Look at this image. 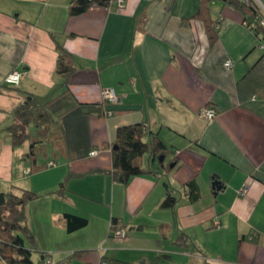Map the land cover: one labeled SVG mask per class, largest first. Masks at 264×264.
Returning <instances> with one entry per match:
<instances>
[{
    "label": "crops",
    "instance_id": "1",
    "mask_svg": "<svg viewBox=\"0 0 264 264\" xmlns=\"http://www.w3.org/2000/svg\"><path fill=\"white\" fill-rule=\"evenodd\" d=\"M73 1L0 0V192L37 194L25 206L33 260L264 264V35L223 0L210 4L213 41L197 17L206 0H114L71 15ZM254 1L264 17V0ZM59 45L71 55L68 76L56 70ZM13 71L17 85L4 82ZM28 93L49 117L15 144L9 128ZM139 123L168 153L146 155L152 172L123 183L113 143L119 127ZM167 187L173 207L162 206ZM67 215L86 224L69 230Z\"/></svg>",
    "mask_w": 264,
    "mask_h": 264
},
{
    "label": "trees",
    "instance_id": "2",
    "mask_svg": "<svg viewBox=\"0 0 264 264\" xmlns=\"http://www.w3.org/2000/svg\"><path fill=\"white\" fill-rule=\"evenodd\" d=\"M212 0L204 2L203 10L198 14L208 27V34L211 41L216 38V24L210 19V4ZM241 10H244L248 19L246 24L258 34L264 35V26L260 22L259 7L254 0H223ZM114 0H74L70 5V14L79 15L84 13L94 4L109 6ZM73 67L71 55L63 46H58V61L56 70L66 76L70 75ZM49 110L40 103L37 97L32 94L26 95V101L15 111V122L9 128V132L15 144L26 141L30 133L29 126L33 123L34 128L40 133L43 123L49 117ZM37 136V135H36ZM149 136V140L145 138ZM35 142L31 144V150ZM168 153L166 145L157 135H152L145 124H134L121 126L117 129L116 139L112 147L113 176L127 183L130 178L152 172L144 164V157L149 160H156L165 157ZM176 162L168 163L167 168H174ZM173 165V166H172ZM63 187V183L62 186ZM191 199H197L199 194L193 184H188ZM37 198V194L29 189L13 186L7 192H0V256L6 264H45L51 260L48 254L44 253L42 258L35 262L32 258L33 250L36 247L34 236L26 225L25 206L28 202ZM177 203L176 197L167 187V195L162 202L163 207H173ZM86 219L74 215H67V227L69 230L82 227ZM117 220H113V228L117 230Z\"/></svg>",
    "mask_w": 264,
    "mask_h": 264
},
{
    "label": "built area",
    "instance_id": "3",
    "mask_svg": "<svg viewBox=\"0 0 264 264\" xmlns=\"http://www.w3.org/2000/svg\"><path fill=\"white\" fill-rule=\"evenodd\" d=\"M124 4V0H117V7H122ZM260 16V22L262 25H264V17H262L261 15ZM226 66L230 67L232 64L231 62L228 60L226 63H225ZM21 73L18 72V71H13L10 75H8L4 82L7 83V84H11V85H17L19 84L20 80H21ZM102 97H103V100L105 102H109V103H115L119 97L115 91L114 88H105L103 89V92H102ZM106 114H111V112H108ZM200 114L203 116V117H207L209 119L213 118L215 113L213 110H210V109H203ZM97 151H93L91 154L94 155L96 154ZM245 191V188H243L242 190V193ZM217 225L219 226V223H217ZM125 234V231L124 229L120 228L118 229L116 232H115V236L117 238H121L123 237ZM45 264H49V261H47ZM101 264H104V263H101Z\"/></svg>",
    "mask_w": 264,
    "mask_h": 264
},
{
    "label": "water",
    "instance_id": "4",
    "mask_svg": "<svg viewBox=\"0 0 264 264\" xmlns=\"http://www.w3.org/2000/svg\"><path fill=\"white\" fill-rule=\"evenodd\" d=\"M173 166V165H172ZM221 183H220V180H215L213 182V187L216 188V189H220L221 188Z\"/></svg>",
    "mask_w": 264,
    "mask_h": 264
}]
</instances>
